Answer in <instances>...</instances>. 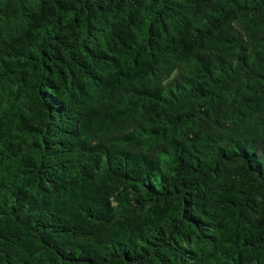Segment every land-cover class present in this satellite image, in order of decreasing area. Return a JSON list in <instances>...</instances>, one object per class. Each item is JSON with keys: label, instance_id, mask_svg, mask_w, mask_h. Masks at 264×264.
<instances>
[{"label": "trees", "instance_id": "16d2710c", "mask_svg": "<svg viewBox=\"0 0 264 264\" xmlns=\"http://www.w3.org/2000/svg\"><path fill=\"white\" fill-rule=\"evenodd\" d=\"M0 264H264V0H0Z\"/></svg>", "mask_w": 264, "mask_h": 264}]
</instances>
